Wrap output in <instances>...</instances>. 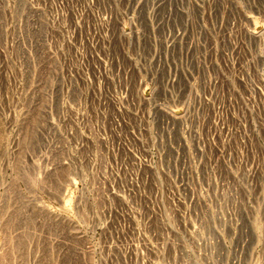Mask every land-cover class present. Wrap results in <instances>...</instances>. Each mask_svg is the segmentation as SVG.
<instances>
[{
	"label": "rangeland",
	"instance_id": "374dc122",
	"mask_svg": "<svg viewBox=\"0 0 264 264\" xmlns=\"http://www.w3.org/2000/svg\"><path fill=\"white\" fill-rule=\"evenodd\" d=\"M0 264H264V0H0Z\"/></svg>",
	"mask_w": 264,
	"mask_h": 264
},
{
	"label": "bare ground",
	"instance_id": "6f19581e",
	"mask_svg": "<svg viewBox=\"0 0 264 264\" xmlns=\"http://www.w3.org/2000/svg\"><path fill=\"white\" fill-rule=\"evenodd\" d=\"M168 117L170 118V115ZM171 119H173V115L171 116Z\"/></svg>",
	"mask_w": 264,
	"mask_h": 264
}]
</instances>
